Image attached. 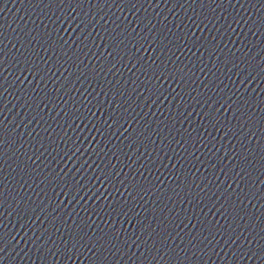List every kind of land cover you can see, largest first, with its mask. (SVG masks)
I'll return each instance as SVG.
<instances>
[{"label": "water", "instance_id": "95a60500", "mask_svg": "<svg viewBox=\"0 0 264 264\" xmlns=\"http://www.w3.org/2000/svg\"><path fill=\"white\" fill-rule=\"evenodd\" d=\"M42 3L172 261L264 264V0Z\"/></svg>", "mask_w": 264, "mask_h": 264}]
</instances>
